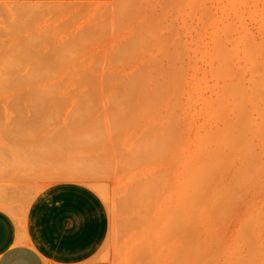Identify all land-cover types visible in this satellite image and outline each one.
<instances>
[{
    "label": "rangeland",
    "instance_id": "1",
    "mask_svg": "<svg viewBox=\"0 0 264 264\" xmlns=\"http://www.w3.org/2000/svg\"><path fill=\"white\" fill-rule=\"evenodd\" d=\"M16 107L104 199L95 264H264V0H0Z\"/></svg>",
    "mask_w": 264,
    "mask_h": 264
},
{
    "label": "crops",
    "instance_id": "2",
    "mask_svg": "<svg viewBox=\"0 0 264 264\" xmlns=\"http://www.w3.org/2000/svg\"><path fill=\"white\" fill-rule=\"evenodd\" d=\"M46 122L0 110V264H95L109 210L93 187L50 175L57 149L33 138Z\"/></svg>",
    "mask_w": 264,
    "mask_h": 264
},
{
    "label": "bare ground",
    "instance_id": "3",
    "mask_svg": "<svg viewBox=\"0 0 264 264\" xmlns=\"http://www.w3.org/2000/svg\"><path fill=\"white\" fill-rule=\"evenodd\" d=\"M106 161H107V159H106ZM62 171H63V170H62ZM106 174H107V173H106ZM106 174H105V175H106ZM65 175H66V174H65ZM70 175H72V174H70ZM63 176H64V175H63ZM73 176H74V175H73ZM68 177H69V176H68ZM75 177H76V176H75Z\"/></svg>",
    "mask_w": 264,
    "mask_h": 264
}]
</instances>
